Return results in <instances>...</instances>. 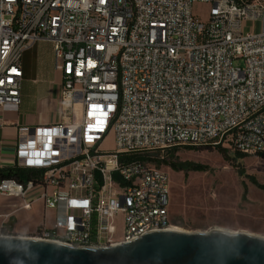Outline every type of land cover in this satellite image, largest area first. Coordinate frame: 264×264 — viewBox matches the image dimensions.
I'll list each match as a JSON object with an SVG mask.
<instances>
[{
    "label": "built area",
    "instance_id": "obj_1",
    "mask_svg": "<svg viewBox=\"0 0 264 264\" xmlns=\"http://www.w3.org/2000/svg\"><path fill=\"white\" fill-rule=\"evenodd\" d=\"M39 40L62 73L63 120L18 127V167L41 177L5 178L0 195L55 211L44 234L112 243L169 223L170 175L136 155H264V0H0V108L19 109L23 54Z\"/></svg>",
    "mask_w": 264,
    "mask_h": 264
},
{
    "label": "rangeland",
    "instance_id": "obj_2",
    "mask_svg": "<svg viewBox=\"0 0 264 264\" xmlns=\"http://www.w3.org/2000/svg\"><path fill=\"white\" fill-rule=\"evenodd\" d=\"M209 8L208 4H194V11L202 19L207 18ZM235 64L241 65L242 61H235ZM113 145L114 133H110L105 146L112 148ZM159 153L168 158V151ZM227 154L229 159L217 146L179 147L174 155L178 162L201 164L206 169L192 170L185 175L184 170L175 171L165 164L159 166L170 175L173 228L188 232H243L264 237V157L241 155L232 147ZM122 215L114 217L115 238L121 237ZM50 216L48 214V220Z\"/></svg>",
    "mask_w": 264,
    "mask_h": 264
},
{
    "label": "water",
    "instance_id": "obj_3",
    "mask_svg": "<svg viewBox=\"0 0 264 264\" xmlns=\"http://www.w3.org/2000/svg\"><path fill=\"white\" fill-rule=\"evenodd\" d=\"M0 264H264V237L164 230L107 247L0 236Z\"/></svg>",
    "mask_w": 264,
    "mask_h": 264
},
{
    "label": "crops",
    "instance_id": "obj_4",
    "mask_svg": "<svg viewBox=\"0 0 264 264\" xmlns=\"http://www.w3.org/2000/svg\"><path fill=\"white\" fill-rule=\"evenodd\" d=\"M23 84L18 110L0 108V170L18 167V127L59 123L62 116V73L56 68L53 44L39 40L23 54ZM20 199L0 195V225L4 235L32 234L44 223H53L55 211L38 202L32 210L18 209ZM48 214L52 217L48 220ZM119 240V239H117Z\"/></svg>",
    "mask_w": 264,
    "mask_h": 264
},
{
    "label": "trees",
    "instance_id": "obj_5",
    "mask_svg": "<svg viewBox=\"0 0 264 264\" xmlns=\"http://www.w3.org/2000/svg\"><path fill=\"white\" fill-rule=\"evenodd\" d=\"M252 1V0H247ZM188 149H196L200 147H194V146H187ZM218 150L224 155L226 159H229L230 157L227 154V151L229 150L228 146L218 145ZM179 147L173 148L168 150V158L165 157L164 154L161 153H149V154H142V155H136V158L142 159L143 161L150 162L154 164L155 166L159 167L162 164H165L166 166L172 168L175 171H185V175L188 174L189 171H202L205 170L206 167H204L201 164H193V163H183L178 162L177 159L174 157L176 153L178 152ZM239 152V151H237ZM241 155H247L244 153L239 152ZM264 157V155H260ZM41 171L34 170V169H25L16 167L13 169H9L7 171L0 170V181H2L5 178H16L17 180L21 182H26L29 179L36 180L39 177H41Z\"/></svg>",
    "mask_w": 264,
    "mask_h": 264
},
{
    "label": "bare ground",
    "instance_id": "obj_6",
    "mask_svg": "<svg viewBox=\"0 0 264 264\" xmlns=\"http://www.w3.org/2000/svg\"><path fill=\"white\" fill-rule=\"evenodd\" d=\"M172 228H173L172 221L168 223L167 218H158V219H155L153 222H151V224H148L147 226H145V229L139 234L133 235V237L131 238H130V234H122V240L121 239L114 240L112 243L96 242V241L77 242V240H75V237H54L52 238L51 236L44 234V226H40L37 229L36 233H32L28 236L31 238H35V239L53 241L57 243H63V244L74 245V246L107 247V246L135 240L137 238L142 237L144 234H148V233L155 232V231L170 230ZM173 229L181 231V229L177 227H174ZM0 236H4L3 232H0ZM53 236H61V229H53Z\"/></svg>",
    "mask_w": 264,
    "mask_h": 264
}]
</instances>
